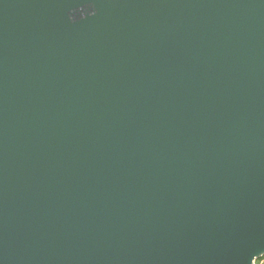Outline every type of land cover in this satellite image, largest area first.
<instances>
[{
	"label": "water",
	"instance_id": "1",
	"mask_svg": "<svg viewBox=\"0 0 264 264\" xmlns=\"http://www.w3.org/2000/svg\"><path fill=\"white\" fill-rule=\"evenodd\" d=\"M264 256V0H0V264Z\"/></svg>",
	"mask_w": 264,
	"mask_h": 264
},
{
	"label": "trees",
	"instance_id": "2",
	"mask_svg": "<svg viewBox=\"0 0 264 264\" xmlns=\"http://www.w3.org/2000/svg\"><path fill=\"white\" fill-rule=\"evenodd\" d=\"M262 259H264V256H262V257L256 259V260H255V264H259V262H260Z\"/></svg>",
	"mask_w": 264,
	"mask_h": 264
},
{
	"label": "rangeland",
	"instance_id": "3",
	"mask_svg": "<svg viewBox=\"0 0 264 264\" xmlns=\"http://www.w3.org/2000/svg\"><path fill=\"white\" fill-rule=\"evenodd\" d=\"M254 264H255V261H254ZM259 264H264V259H262Z\"/></svg>",
	"mask_w": 264,
	"mask_h": 264
}]
</instances>
